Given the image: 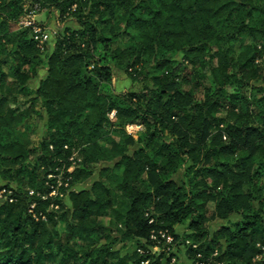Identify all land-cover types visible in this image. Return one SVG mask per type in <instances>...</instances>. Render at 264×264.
Wrapping results in <instances>:
<instances>
[{"label":"trees","instance_id":"trees-1","mask_svg":"<svg viewBox=\"0 0 264 264\" xmlns=\"http://www.w3.org/2000/svg\"><path fill=\"white\" fill-rule=\"evenodd\" d=\"M46 3L80 28H64L44 55L46 44H38L32 28L11 31L27 14L22 0H0V64L3 57L11 63L8 75L0 65V176L19 187L0 203V264H171L178 241L193 264H264V94L252 106L227 94L231 84H264V0L33 1L38 8ZM120 37L129 42L114 48ZM210 54L213 87L197 99L181 90L178 74ZM43 57L46 75L31 93L28 83ZM148 65L160 74L148 78ZM113 69L140 80L142 89L113 92ZM8 77L19 93L34 96L26 110L8 106ZM36 106L47 134L38 149L18 130ZM134 124L143 127L144 148L129 154L135 141L124 127ZM73 151L81 161L70 185L91 177L98 163L116 161L102 172L125 198L119 241H136L133 252L114 251L116 240L100 244L108 236H99L96 223L113 195L99 180L69 193L70 209L59 216L67 228L55 229L47 209L56 201L45 183L55 186L47 177L57 170L71 176L65 171ZM180 169L178 184L173 176ZM232 217L233 228L221 227L208 240L209 220ZM186 222L190 234L180 239L174 228Z\"/></svg>","mask_w":264,"mask_h":264},{"label":"rangeland","instance_id":"rangeland-1","mask_svg":"<svg viewBox=\"0 0 264 264\" xmlns=\"http://www.w3.org/2000/svg\"><path fill=\"white\" fill-rule=\"evenodd\" d=\"M33 1L34 0H22L23 9L27 8L29 11L33 10ZM33 19L35 24L43 28L44 34L46 36V46H45V53H51L53 47L55 46V41L58 35H60L64 28H70L72 30H79V25L73 18H66L65 20H61L58 16V13L49 7V4H43L42 8L39 10H34ZM25 16V15H24ZM258 15H254V19H257ZM121 28H123L121 26ZM22 29L19 25L15 24L11 26V31H18ZM33 36V34H32ZM35 36V35H34ZM129 42L128 39L119 38L115 44L114 48H123ZM3 48L5 50L9 49V46L3 42ZM225 48H229V45H226ZM234 53L237 54L238 48L234 47ZM216 49H213L212 53L215 54ZM208 55L204 60L200 59L198 64L195 66L186 65V70L178 74V80L182 83V91H189L194 93L197 99L202 98L201 91L203 88H212V80L209 73V66L216 63V59L214 55ZM178 62H181V57L176 59ZM43 61L38 71L37 78L32 80L28 83V90L33 93L39 84V81L43 79L46 75V67H45V60L43 57ZM10 61L6 60L4 57L1 60V68L2 71L5 72L7 75L9 74L10 68ZM203 65V66H202ZM148 78H153L160 74L154 67L148 65L146 68V72ZM183 77L185 80H183ZM144 83H141L140 80L132 81L128 76H126L122 71L113 69L112 71V81L111 87L113 92L117 94H123L127 92H138L142 89ZM13 79L8 77L5 81L3 92L4 94L10 95L9 99L7 100L8 106L11 109L16 111H24L28 107L31 106V100L33 99L32 94L26 95L25 93H19L17 89L13 87ZM227 94L231 96H237L238 98H242L243 105L252 106L254 100L259 99L262 94H264V84L263 83H251L249 85H243L239 83L231 84L228 87ZM224 113L221 112L218 116H223ZM108 119L111 123L114 124V128L117 126L115 113L112 112L108 115ZM46 118L43 115L42 111L36 106L34 107V112L30 113V116L18 127L20 132H26L28 134L29 140L31 142V146L33 148L38 149L41 144L47 141V134H46ZM124 133L130 136L135 143L128 146L129 154L134 152L139 148H144L138 140L143 134V127L139 124L134 125H127L124 127ZM169 139V135L166 136ZM81 161V155L78 151H73L71 157L68 159L70 163L69 167L65 171L67 174L71 176H64L63 170H57V175L55 177L48 176L47 180H51L55 178L57 183L53 186L48 181L45 183L46 188L51 189L49 197L55 198L56 204L52 203L47 212L53 214L54 221H56L55 229L58 232H64L67 228V223H63L60 221L59 216L70 209V203L68 200V195L70 192H79L83 190H89L91 185L94 181H102L112 190V208L108 210V212L98 220L96 226H98V232H100L99 236H108V239H103L100 241V244H109L110 242L115 243L113 244V250L118 251L121 255L129 254L133 252L136 248V241H130L127 244L124 242H120L119 240V231L122 230L121 222L118 220V214L123 212L125 208V198L122 196L120 192H116L114 189L113 183L108 180L109 173L102 172L103 169H111L116 162L115 160L112 162H100L96 165L93 174L91 177L87 179H80L70 185V181L72 180V174L77 167L78 162ZM36 165L35 162H31L30 166ZM185 169H180L174 176L173 179L180 184L183 180V173ZM261 184L264 190V173L261 176ZM186 181V179H185ZM19 190V187L16 185L15 182H10L4 180L0 176V203L8 200L9 196L12 192H16ZM23 191L27 192L29 195H33L34 190L26 188ZM46 198V197H45ZM61 204L64 208L61 207ZM58 202V203H57ZM212 207L208 208L207 216L210 217L212 214ZM33 206H30V211H32ZM70 220L68 219V222ZM237 221V218L232 217L228 221H220L211 219L207 223V228L209 230V239L213 235H215L216 231L221 227L233 228V224ZM187 222L181 225H177L174 228L175 234L181 239L184 236L190 234L187 230ZM178 245L173 246L171 250L172 259L171 264H193L187 257V247L177 242ZM191 244V240L186 242V246ZM152 252L159 253V248L151 249ZM164 263V262H163Z\"/></svg>","mask_w":264,"mask_h":264},{"label":"built area","instance_id":"built-area-1","mask_svg":"<svg viewBox=\"0 0 264 264\" xmlns=\"http://www.w3.org/2000/svg\"><path fill=\"white\" fill-rule=\"evenodd\" d=\"M32 9L33 10L30 11L27 10V14L19 20L18 25L21 28H32L33 34L35 35L34 39L38 42V44L42 45L45 44L47 41V38L44 34V30L40 26L36 25L34 20H32L35 13L34 10H39V8L37 5H34ZM9 201L11 202V200ZM171 241L172 240L170 238L166 239L167 243H171Z\"/></svg>","mask_w":264,"mask_h":264}]
</instances>
